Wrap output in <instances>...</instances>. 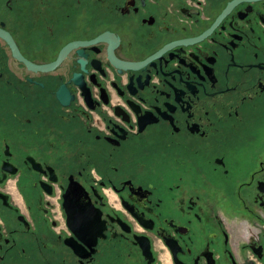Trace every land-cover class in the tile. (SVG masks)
Instances as JSON below:
<instances>
[{"label": "flooded vegetation", "instance_id": "af4514ba", "mask_svg": "<svg viewBox=\"0 0 264 264\" xmlns=\"http://www.w3.org/2000/svg\"><path fill=\"white\" fill-rule=\"evenodd\" d=\"M0 264H264V0H0Z\"/></svg>", "mask_w": 264, "mask_h": 264}, {"label": "snow or ice", "instance_id": "6c2138e0", "mask_svg": "<svg viewBox=\"0 0 264 264\" xmlns=\"http://www.w3.org/2000/svg\"><path fill=\"white\" fill-rule=\"evenodd\" d=\"M76 237L80 242L81 251L88 253L93 247L94 235L91 225H85L81 230L76 231Z\"/></svg>", "mask_w": 264, "mask_h": 264}, {"label": "water", "instance_id": "95a60500", "mask_svg": "<svg viewBox=\"0 0 264 264\" xmlns=\"http://www.w3.org/2000/svg\"><path fill=\"white\" fill-rule=\"evenodd\" d=\"M6 38H7V36L6 35H4ZM8 39V38H7Z\"/></svg>", "mask_w": 264, "mask_h": 264}]
</instances>
